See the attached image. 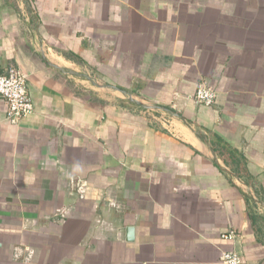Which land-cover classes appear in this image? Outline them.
<instances>
[{
    "label": "crops",
    "instance_id": "crops-1",
    "mask_svg": "<svg viewBox=\"0 0 264 264\" xmlns=\"http://www.w3.org/2000/svg\"><path fill=\"white\" fill-rule=\"evenodd\" d=\"M28 1L0 0V73L21 68L34 102L13 124L0 98V264H264V0ZM41 49L176 111L234 177Z\"/></svg>",
    "mask_w": 264,
    "mask_h": 264
},
{
    "label": "built area",
    "instance_id": "built-area-1",
    "mask_svg": "<svg viewBox=\"0 0 264 264\" xmlns=\"http://www.w3.org/2000/svg\"><path fill=\"white\" fill-rule=\"evenodd\" d=\"M217 92L207 83L201 82L194 100L199 105L211 107L216 103ZM0 98L8 105L7 119L17 124L34 113V102L29 88V79L19 67H10L0 73ZM151 125H162L168 117L147 110H139ZM221 264H246L241 255L229 251L221 256Z\"/></svg>",
    "mask_w": 264,
    "mask_h": 264
},
{
    "label": "water",
    "instance_id": "water-1",
    "mask_svg": "<svg viewBox=\"0 0 264 264\" xmlns=\"http://www.w3.org/2000/svg\"><path fill=\"white\" fill-rule=\"evenodd\" d=\"M27 5L30 6V3L28 0H24ZM40 54L42 55L44 61L53 69L59 71L60 73L68 76V77H75L78 78L86 83L91 84L93 87L101 90V91H105L107 93H111L114 95H118V97H120L121 99L128 101L129 103L138 106L139 108L143 109V110H147V111H151L160 115H165L167 117H170L172 119L178 120L180 122H182L185 126H187L192 133L200 140L202 141L205 146L207 147L211 158L213 159V161L216 163V165L224 172H226L229 176L234 177L233 173L227 168L225 167V165L221 162V160L219 159L215 149L212 147V145L206 141L203 136L199 133V131L197 130V128L190 122L188 121L185 117H183L182 115H180L179 113H177L176 111L170 109V108H166V107H161L159 105H155V104H150V103H146L144 101H141L140 99H138L137 97L133 96L132 94L123 91L115 86H111V85H107L104 84L102 82H99L96 78L91 77L89 75L80 73L74 69L62 66L61 64L53 61L52 59H50L47 54L44 52L43 49H41ZM252 198L256 201L254 195H252Z\"/></svg>",
    "mask_w": 264,
    "mask_h": 264
},
{
    "label": "rangeland",
    "instance_id": "rangeland-1",
    "mask_svg": "<svg viewBox=\"0 0 264 264\" xmlns=\"http://www.w3.org/2000/svg\"><path fill=\"white\" fill-rule=\"evenodd\" d=\"M78 72H80V73H83V74H86V75H89V76H91V77H94V75H92L91 73H89V72H86V71H78ZM94 78H96V77H94ZM98 80V79H97ZM99 82H101V81H99ZM86 83V82H85ZM88 85H91V84H89V83H87ZM92 86V85H91Z\"/></svg>",
    "mask_w": 264,
    "mask_h": 264
}]
</instances>
